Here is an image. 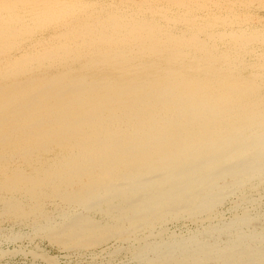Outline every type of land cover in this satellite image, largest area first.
Listing matches in <instances>:
<instances>
[{
	"label": "bare ground",
	"instance_id": "1",
	"mask_svg": "<svg viewBox=\"0 0 264 264\" xmlns=\"http://www.w3.org/2000/svg\"><path fill=\"white\" fill-rule=\"evenodd\" d=\"M0 226L3 258L264 264V0H0Z\"/></svg>",
	"mask_w": 264,
	"mask_h": 264
},
{
	"label": "rangeland",
	"instance_id": "2",
	"mask_svg": "<svg viewBox=\"0 0 264 264\" xmlns=\"http://www.w3.org/2000/svg\"><path fill=\"white\" fill-rule=\"evenodd\" d=\"M182 224H172L170 225L171 229L174 230H179L180 228H182L181 226ZM2 228V226H0V229ZM176 228V229H175ZM29 240V241H27ZM47 241V240H46ZM45 240L42 239H26V240H22L21 242H4L1 247L5 250L6 252H8L5 257H0V264H86L87 261H90L91 259V255L87 254L84 257H79L76 254L69 252V251H65L61 248H57V246L51 244L49 241L46 242ZM36 242V243H35ZM46 244H45V243ZM50 244H47V243ZM10 243V244H9ZM17 245H16V244ZM21 243V244H20ZM27 243V244H26ZM30 243V244H29ZM25 244V245H24ZM20 245V246H19ZM27 245V246H26ZM32 245V246H30ZM51 245V246H50ZM26 246V247H25ZM38 246V247H37ZM9 247V248H8ZM45 247V248H44ZM8 248V251H7ZM39 250H38V249ZM41 248V249H40ZM44 248V249H43ZM57 248V249H56ZM11 249L13 252H11ZM29 250V251H28ZM10 251V252H9ZM23 251V252H22ZM28 251V252H27ZM32 251H40V252H45L48 256L52 257L54 260L53 261H45L46 259L44 257L41 256H36L33 254ZM18 252V253H16ZM24 252H27L26 254ZM30 252V254H28ZM16 253V255H15ZM24 253V255H23ZM33 256H31L32 254ZM10 254V255H9ZM14 254V256L12 255ZM20 254V255H19ZM69 254V255H68ZM8 255V256H7ZM61 255V256H60ZM75 255V256H74ZM36 256V257H35ZM57 256V257H54ZM69 256V257H68ZM33 257V258H32ZM68 257V258H67ZM79 260H77L76 258ZM80 258V259H79ZM85 258V259H84ZM90 258V259H88ZM41 259V260H40ZM44 261H43V260ZM84 259V260H83ZM57 260V261H56ZM77 260V261H76ZM87 260V261H86ZM34 261V262H33ZM54 262V263H53ZM76 262V263H74Z\"/></svg>",
	"mask_w": 264,
	"mask_h": 264
}]
</instances>
